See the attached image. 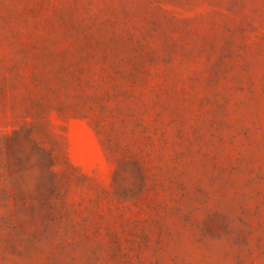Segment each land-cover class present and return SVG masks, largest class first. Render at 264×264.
Here are the masks:
<instances>
[{
    "label": "rangeland",
    "instance_id": "rangeland-1",
    "mask_svg": "<svg viewBox=\"0 0 264 264\" xmlns=\"http://www.w3.org/2000/svg\"><path fill=\"white\" fill-rule=\"evenodd\" d=\"M0 264H264V0H0Z\"/></svg>",
    "mask_w": 264,
    "mask_h": 264
}]
</instances>
